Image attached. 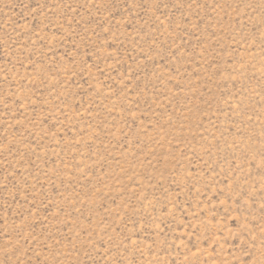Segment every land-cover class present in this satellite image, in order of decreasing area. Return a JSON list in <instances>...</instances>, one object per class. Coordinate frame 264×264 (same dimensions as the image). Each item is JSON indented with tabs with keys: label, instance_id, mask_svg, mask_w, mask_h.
<instances>
[{
	"label": "rangeland",
	"instance_id": "374dc122",
	"mask_svg": "<svg viewBox=\"0 0 264 264\" xmlns=\"http://www.w3.org/2000/svg\"><path fill=\"white\" fill-rule=\"evenodd\" d=\"M0 264H264V0H0Z\"/></svg>",
	"mask_w": 264,
	"mask_h": 264
}]
</instances>
